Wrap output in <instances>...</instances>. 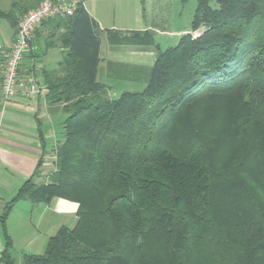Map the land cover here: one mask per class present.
Here are the masks:
<instances>
[{"label": "trees", "instance_id": "obj_1", "mask_svg": "<svg viewBox=\"0 0 264 264\" xmlns=\"http://www.w3.org/2000/svg\"><path fill=\"white\" fill-rule=\"evenodd\" d=\"M21 1L0 7V22L16 28L39 2ZM210 2L196 0L190 31L165 50L149 31H102L77 1L36 27L29 49L38 36L62 54L31 77L64 115L63 141L46 182L27 180L1 222L18 201L77 210L23 264H264V0ZM103 32L154 46L140 92L110 98L97 81Z\"/></svg>", "mask_w": 264, "mask_h": 264}, {"label": "crops", "instance_id": "obj_2", "mask_svg": "<svg viewBox=\"0 0 264 264\" xmlns=\"http://www.w3.org/2000/svg\"><path fill=\"white\" fill-rule=\"evenodd\" d=\"M75 1L82 4L102 31L107 29L134 31L117 29L115 26L108 28L106 24L107 18L112 13L122 17L125 15L132 17L134 9L127 1L122 2L121 7L108 4L110 0ZM10 9L11 6L8 11ZM15 35L16 28H11L6 21L0 22V264H4L1 259L5 246L4 233L11 242L9 253L13 264L16 262L23 264L26 255L42 254L48 239L58 229L73 228L77 210L76 203L60 198H53L49 203L38 204L18 201L12 205L6 216L3 229L1 221L4 209L15 197L18 189L29 179H33L36 184H42L54 171L53 149L63 141L62 123L65 118L62 113L49 109L44 92H40L33 98L16 96L10 102L3 103L2 76L5 60ZM44 47L42 40H39L38 36L34 37L31 48L24 54L21 61L18 72L20 83H25L33 73L38 76L41 71L49 70L53 67L50 65H56L61 59L60 49L44 51ZM120 47L129 48L121 49ZM123 52L129 57L140 60H154L156 55L152 45L144 47L133 44L121 45L118 41L111 42L103 32L100 38V62L97 75L101 77L118 75L122 63L109 59L117 58ZM50 53H57L59 57L54 58L56 55L49 57ZM139 66L130 65L132 82L137 80Z\"/></svg>", "mask_w": 264, "mask_h": 264}, {"label": "rangeland", "instance_id": "obj_3", "mask_svg": "<svg viewBox=\"0 0 264 264\" xmlns=\"http://www.w3.org/2000/svg\"><path fill=\"white\" fill-rule=\"evenodd\" d=\"M14 1L22 2L21 0ZM124 1H127L130 7L134 9L132 17L128 15L122 17L119 14L112 13L106 20L108 28L115 26V28L123 30L149 31L152 33L154 44L158 45L161 50L176 46L180 36L190 31L196 9V0H110L108 4L113 7H121ZM11 5L12 0H0V7L5 11H8ZM210 5L215 8L216 0H211ZM23 15L18 18V24ZM201 32L202 29H199L191 33V35L196 37ZM128 48L123 47L121 49ZM54 55H56L54 58L59 57L57 53H50L49 57ZM127 55L123 52L121 56L118 55L117 58L109 59L110 61L122 63L121 68L118 70V75H114L113 77H101V75H97V81L107 84L111 88L109 92L110 98H117L123 91L140 92L147 85L149 71L154 60H140ZM51 62L54 63V61ZM136 64L140 65L138 69L139 73L136 75L137 80L132 82L130 80V65ZM50 66L53 67L49 69H53L55 64ZM16 264H20V262H16Z\"/></svg>", "mask_w": 264, "mask_h": 264}, {"label": "built area", "instance_id": "obj_4", "mask_svg": "<svg viewBox=\"0 0 264 264\" xmlns=\"http://www.w3.org/2000/svg\"><path fill=\"white\" fill-rule=\"evenodd\" d=\"M75 7V0H39L35 8L28 10L22 16L5 60L1 87L3 103L10 102L16 96L33 98L43 92L32 77H29L25 83L19 82L18 72L21 61L29 50L36 27L45 20L72 15Z\"/></svg>", "mask_w": 264, "mask_h": 264}]
</instances>
